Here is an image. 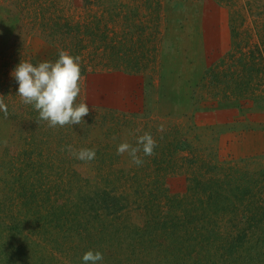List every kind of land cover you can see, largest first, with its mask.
<instances>
[{"label":"rangeland","instance_id":"374dc122","mask_svg":"<svg viewBox=\"0 0 264 264\" xmlns=\"http://www.w3.org/2000/svg\"><path fill=\"white\" fill-rule=\"evenodd\" d=\"M259 40L264 48V0H0V264H82L89 249L103 253L101 264H264V100L220 104L240 53ZM203 44L213 61L191 109L173 112L182 98L162 90L163 66L174 74L182 48ZM61 50L81 58L77 102L90 111L80 124L49 127L11 73ZM126 87L141 111L99 99ZM229 106L240 108L237 122L213 114ZM145 132L160 149L175 143L185 160L161 173L164 192L152 155L141 151L136 165L117 153ZM69 145L96 156L76 159ZM103 189L126 208L96 213Z\"/></svg>","mask_w":264,"mask_h":264},{"label":"clouds","instance_id":"9594fccd","mask_svg":"<svg viewBox=\"0 0 264 264\" xmlns=\"http://www.w3.org/2000/svg\"><path fill=\"white\" fill-rule=\"evenodd\" d=\"M18 87L16 94L24 104L31 105L39 115V120L47 121L49 127L77 125L89 114L87 102H77L81 93V58L61 50L54 61L44 60L38 64L30 61L19 62L13 69ZM0 111L7 113V106L0 102ZM163 130L162 128L160 129ZM156 141L145 132L137 137L136 146L122 142L117 146V153H128L136 165L143 164L138 155L151 156ZM72 155L82 161H91L96 156L94 148H82L75 151L69 145ZM104 256L99 250L89 249L81 257L82 264H101Z\"/></svg>","mask_w":264,"mask_h":264},{"label":"trees","instance_id":"16d2710c","mask_svg":"<svg viewBox=\"0 0 264 264\" xmlns=\"http://www.w3.org/2000/svg\"><path fill=\"white\" fill-rule=\"evenodd\" d=\"M55 23L57 22L55 21ZM49 25L50 27L51 25H53L51 19L49 21ZM59 28L60 27H56L54 28L53 31L58 32ZM44 31L53 32L51 30H44ZM70 33H71V30L68 29L66 34H70ZM59 36H60V39L63 37L62 35H59ZM65 36H68V35H65ZM65 39L67 40V37H65ZM263 44H264V41H263ZM255 52H258L259 56L258 54H255ZM71 55L74 56V53ZM240 55L243 57L233 67L234 69H233L232 74L234 77H232L231 80H228L226 91L224 89H221L222 93H224L222 96V100L226 102H222L221 100H218L219 98L216 100V102L217 101L222 102L220 103L221 106L230 105L231 103H234V101H239L241 99H252L253 101L257 102V104H260L259 103L260 100H264V91L262 90V85L264 84L263 83L264 81V48H262L261 46V40L257 42L255 47L250 46L249 48L248 47L244 48V50L242 51V53H240ZM222 63H223V60H222ZM215 67L216 66L214 65L213 67L209 68L214 74H215ZM85 72L86 70L83 68V70H81V75L85 74ZM215 93L219 95V92H215ZM229 102L231 103L229 104ZM215 104L216 103L213 102L211 106ZM37 119H39V116ZM178 144L176 147H178L179 149H183L184 146L182 145L181 147L180 143ZM173 145H175V143L174 144H172L171 142L169 144L166 143L160 149L161 145L156 144L153 150V154H152L153 160H151V157H150V161H151L150 166L153 165V163L157 164L158 166L153 176H156L157 186L159 187V190L162 192H164L163 184H164L165 177L160 176L161 173L163 172L162 175H166L167 173H175L176 169L183 166V161L185 162L184 158L181 155H179L178 149L174 148ZM177 155L179 156L176 158ZM145 166H147V164H145ZM196 179L197 177L194 178V181L199 186L200 185L202 186V182ZM112 189H103L102 191H97V195L95 196V199H94L97 202H99L97 209H95L96 213H98L101 209H105L107 210L109 214H114L115 212L121 211L126 208V204L123 202L124 199L122 198V196L114 194ZM242 193H243L242 199H244L246 192H242ZM240 197L241 196H239L238 199L241 200Z\"/></svg>","mask_w":264,"mask_h":264},{"label":"crops","instance_id":"0c3cea01","mask_svg":"<svg viewBox=\"0 0 264 264\" xmlns=\"http://www.w3.org/2000/svg\"><path fill=\"white\" fill-rule=\"evenodd\" d=\"M188 47L182 48V52L180 54V58L182 59V61H176V62H173L172 65L170 64L171 68L176 66L178 71H175L174 74H170L168 71L169 65L167 64L163 66L164 74L166 75V78L168 80L167 83H169V86L168 87L162 86V90L164 91L166 90L167 92H170L173 90L180 92V96L178 97L182 98V100L179 101V103L175 101L172 104L174 105L173 112L177 110L180 112H185L191 109V106H190L191 98L194 94V91L197 85L202 79L203 71L206 70V68L208 67L209 60L210 61L212 60L211 58H209L208 46L206 47L203 44L201 48L192 47L190 50L188 49ZM2 49H4V47H3V44L0 42V53L3 51ZM171 73H172V70H171ZM128 77L129 76L123 73V76L121 78L125 80V78H128ZM126 84L130 85L128 81L126 82ZM171 88L173 90H171ZM127 89L128 87H126L124 91H121V94L118 93L120 94V96H123V97L112 96L116 94V92H113V90H111V95L104 97V95L106 94L108 90V88L107 89L105 88L102 91L104 92L102 97L100 96V98L99 97L98 98L101 100L105 99L104 103L112 102V101L115 103H118L121 101L120 103L121 106L125 107V108H122V107L121 108L126 111L127 110L131 112L141 111V109L138 108L139 107L138 104H136V102L132 100L131 96L128 95ZM97 95H101V94H97ZM96 99L97 97H95L93 101H95ZM237 109L238 110H235L233 107H230V106L227 108L222 107L221 109H217V110L215 109L213 111V114H216L218 112L221 113L222 115L224 114L223 115L224 117L222 119H224L225 122L231 121L233 123V122H237L240 116V112H239L240 108H237ZM244 109L247 112H249L248 114H250L251 112H254V108H251L245 105H244ZM243 122H244V119L242 120L241 123Z\"/></svg>","mask_w":264,"mask_h":264}]
</instances>
